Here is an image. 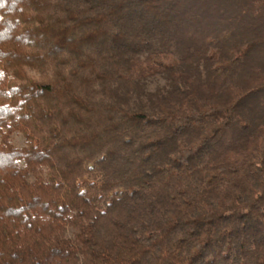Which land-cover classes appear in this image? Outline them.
I'll return each instance as SVG.
<instances>
[{
    "label": "trees",
    "instance_id": "trees-1",
    "mask_svg": "<svg viewBox=\"0 0 264 264\" xmlns=\"http://www.w3.org/2000/svg\"><path fill=\"white\" fill-rule=\"evenodd\" d=\"M0 264H264V0H0Z\"/></svg>",
    "mask_w": 264,
    "mask_h": 264
},
{
    "label": "rangeland",
    "instance_id": "rangeland-1",
    "mask_svg": "<svg viewBox=\"0 0 264 264\" xmlns=\"http://www.w3.org/2000/svg\"><path fill=\"white\" fill-rule=\"evenodd\" d=\"M12 137V142L16 146L20 147L24 144V139L21 133L15 132L11 135Z\"/></svg>",
    "mask_w": 264,
    "mask_h": 264
}]
</instances>
